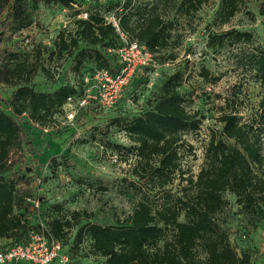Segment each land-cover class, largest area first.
Listing matches in <instances>:
<instances>
[{"label":"trees","instance_id":"trees-1","mask_svg":"<svg viewBox=\"0 0 264 264\" xmlns=\"http://www.w3.org/2000/svg\"><path fill=\"white\" fill-rule=\"evenodd\" d=\"M78 1L0 0V83L14 89L9 98L0 96V240L14 246H26L34 236L64 245L66 230L73 226L72 220L47 218L49 206L37 197L35 170L29 164V155L37 148L35 129L47 130L55 124V116L64 112L68 98L83 94L85 76L98 69L114 76L122 71L116 51L123 47V41L116 28L104 21L98 7L101 9L91 12L88 20L77 21L74 33L59 36L60 53L74 56L78 84L61 82L49 92L33 86L32 78L40 71L50 79L56 75L40 69L36 61L30 62L9 39L33 25L34 7H71ZM220 1L216 21L224 26L240 12L245 0ZM159 2L112 0L104 12L122 10L115 13L121 32L145 46L162 64L177 60L174 51L178 44L172 42L176 24L164 20L167 8H161ZM208 2L181 0L177 4L168 0L176 6L177 15L189 18ZM261 16L264 28V10ZM253 43L252 33L229 30L210 34L207 46L219 53L228 46ZM242 60L261 86L262 101L248 119L241 113L239 94L226 101L211 129L205 161L195 178L184 177L179 155L185 135L198 132L203 118L186 109L189 100L182 93L183 71L170 75L138 115L111 120V125L125 131L134 144L125 148L106 143L113 150L126 149L138 158L139 167L134 170L137 182L130 186L139 199L130 219L114 226L80 224V214L72 213L79 225L74 248L88 240L93 252L105 259L103 264H249V256H240L230 238L225 218L230 202L225 195L234 198L238 215L248 218L250 230L264 222V36L262 45ZM87 66L91 70L83 71ZM201 77L209 80L212 76L204 69ZM177 175L186 184L173 193L167 187ZM145 188L152 189L153 196L145 193ZM158 194L163 198L156 202ZM54 209L61 210L60 206ZM65 264H71V259Z\"/></svg>","mask_w":264,"mask_h":264},{"label":"rangeland","instance_id":"rangeland-1","mask_svg":"<svg viewBox=\"0 0 264 264\" xmlns=\"http://www.w3.org/2000/svg\"><path fill=\"white\" fill-rule=\"evenodd\" d=\"M111 1L98 4L94 0L87 5L84 0H79L78 4L71 7L40 4L32 9L33 25L9 40L19 53L31 60L30 62L36 61L40 69L48 71L52 76L56 75L54 79L46 77L44 71L34 75L32 84L37 90L49 92L61 82L78 84L80 75L75 71L74 56L68 52L60 53L59 36L63 32H75L78 14L81 12L90 15L91 12L102 8L104 17L122 12L118 11L119 9L115 12H104L105 6ZM153 1L137 0V3L151 4ZM158 1L161 8H167L168 13L163 14L164 20L174 21L176 24L172 42L178 44L174 51L177 60L161 64L154 59V67L140 68L124 88L123 97L109 111L90 103L87 108L77 113L72 124L64 111L55 116V124L47 130L35 129L37 148L29 155V164L35 170L37 197L42 198L43 204L49 206H45L48 208L47 218L58 217L73 222V226L66 230V238L62 240L64 245L59 242L62 249L58 259L54 261L55 264H62V260L68 258L69 261L71 259V264L105 262L103 257L93 252L88 240L78 249L74 248L79 225L74 223L72 213L80 214V224L91 222L114 226L126 223L138 202L139 197L130 186L132 182H137L134 170L139 167L138 158L134 153H127L126 149L117 151L106 145L110 142L129 148L134 144L125 131L111 125L112 119L138 115L170 75L183 71L185 75L182 93L186 94L189 100L186 109L198 112L203 118L198 132L185 135V143L179 155L184 177L195 178L205 161L211 129L215 128L226 101L239 94V102L242 104L239 106L245 119L249 118L252 110L258 109L262 101L261 86L251 74L250 68L244 66L242 59L262 45L264 28L261 12L264 10V0H245L240 12L224 26H219L216 21L220 0H209L191 18L177 15L176 6L168 3V0ZM180 1L176 0V3L179 4ZM229 30L252 33L254 43L228 46L219 53L207 46L210 34ZM23 36L30 39V46L25 47L22 44ZM91 68L87 66L83 71H89ZM145 68L152 70L147 71ZM204 69L209 70L212 76L209 80L201 77ZM215 79L218 80L216 83L213 82ZM13 91L10 86L0 83V96L7 99ZM105 133L108 135H104ZM112 156L117 157V163L112 162ZM182 178L177 175L175 182L167 187V190L179 192L182 184H186ZM150 190L152 189L145 188L144 192L153 196L154 191ZM161 198L163 195L158 194L155 201L159 202ZM225 198L230 202L225 218L235 249L240 256H249V264H264V222L259 224L255 231L250 230L246 226L248 218L239 217L234 198L230 194H226ZM55 206H60L61 210L55 211ZM44 214L42 212L43 216ZM34 241L39 251L42 242ZM12 247H15L12 242L0 240V250Z\"/></svg>","mask_w":264,"mask_h":264},{"label":"built area","instance_id":"built-area-1","mask_svg":"<svg viewBox=\"0 0 264 264\" xmlns=\"http://www.w3.org/2000/svg\"><path fill=\"white\" fill-rule=\"evenodd\" d=\"M87 5L94 0H84ZM98 4L108 3L110 0H95ZM89 14L81 12L78 14L79 20H88ZM107 24L116 28L123 41V47L116 51L122 71L117 76L112 75L105 69L95 70L90 76H85L83 79L84 92L79 97L68 98L64 111L68 121L72 124L77 113L87 108L90 103H95L100 109L109 111L123 97L124 88L128 85L130 79L136 72L143 67H154V57L148 49L132 42L120 30V18L111 14L104 17ZM22 44L31 45V41L26 36L22 37ZM112 162L117 163V157L112 156ZM38 206V204H36ZM42 242L40 250L37 251L35 241ZM62 249L58 241L48 239L45 236H34L32 241L26 246H15L0 250V264H10L19 262H32L34 264H52L59 257V252ZM68 260L63 259L62 264Z\"/></svg>","mask_w":264,"mask_h":264}]
</instances>
